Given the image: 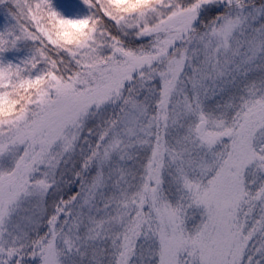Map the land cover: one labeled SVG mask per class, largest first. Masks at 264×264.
<instances>
[{
	"label": "snow or ice",
	"instance_id": "1",
	"mask_svg": "<svg viewBox=\"0 0 264 264\" xmlns=\"http://www.w3.org/2000/svg\"><path fill=\"white\" fill-rule=\"evenodd\" d=\"M0 11V264H264V0Z\"/></svg>",
	"mask_w": 264,
	"mask_h": 264
},
{
	"label": "rangeland",
	"instance_id": "2",
	"mask_svg": "<svg viewBox=\"0 0 264 264\" xmlns=\"http://www.w3.org/2000/svg\"><path fill=\"white\" fill-rule=\"evenodd\" d=\"M31 2H32L33 4H35V3L37 2V0H31ZM2 16H3V12L0 11V17H2Z\"/></svg>",
	"mask_w": 264,
	"mask_h": 264
}]
</instances>
